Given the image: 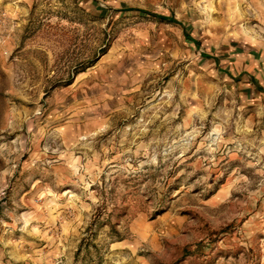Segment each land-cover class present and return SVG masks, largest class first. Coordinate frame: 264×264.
Wrapping results in <instances>:
<instances>
[{
	"label": "rangeland",
	"instance_id": "rangeland-1",
	"mask_svg": "<svg viewBox=\"0 0 264 264\" xmlns=\"http://www.w3.org/2000/svg\"><path fill=\"white\" fill-rule=\"evenodd\" d=\"M249 56L264 0H0V264H264Z\"/></svg>",
	"mask_w": 264,
	"mask_h": 264
},
{
	"label": "crops",
	"instance_id": "crops-1",
	"mask_svg": "<svg viewBox=\"0 0 264 264\" xmlns=\"http://www.w3.org/2000/svg\"><path fill=\"white\" fill-rule=\"evenodd\" d=\"M250 58H247L246 64L243 65L245 71L250 75L251 80L255 86L258 88L264 89V60L261 62H256L254 60L255 56H249ZM264 94V93H262Z\"/></svg>",
	"mask_w": 264,
	"mask_h": 264
},
{
	"label": "trees",
	"instance_id": "trees-1",
	"mask_svg": "<svg viewBox=\"0 0 264 264\" xmlns=\"http://www.w3.org/2000/svg\"><path fill=\"white\" fill-rule=\"evenodd\" d=\"M140 13L142 14H145V15H149L151 17H154L160 21H163V22H167V23H177L175 20H173L172 18L170 17H167V16H164V15H158V14H153V13H150V12H144V11H141V10H138Z\"/></svg>",
	"mask_w": 264,
	"mask_h": 264
}]
</instances>
